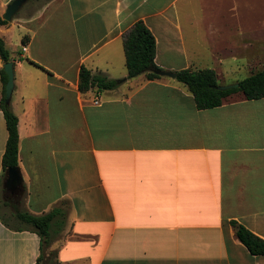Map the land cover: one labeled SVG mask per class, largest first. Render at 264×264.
Returning <instances> with one entry per match:
<instances>
[{
  "label": "crops",
  "instance_id": "1",
  "mask_svg": "<svg viewBox=\"0 0 264 264\" xmlns=\"http://www.w3.org/2000/svg\"><path fill=\"white\" fill-rule=\"evenodd\" d=\"M12 1L0 0L1 18ZM35 1L0 37L14 62L25 211H65L51 229L57 264H264L231 224L264 239V98L236 93L200 110L177 79H129L124 48L142 21L162 71L212 69L220 85L239 83L264 69V0ZM82 66L120 84L83 94ZM40 256L32 227L0 217V264Z\"/></svg>",
  "mask_w": 264,
  "mask_h": 264
},
{
  "label": "trees",
  "instance_id": "2",
  "mask_svg": "<svg viewBox=\"0 0 264 264\" xmlns=\"http://www.w3.org/2000/svg\"><path fill=\"white\" fill-rule=\"evenodd\" d=\"M9 22L0 17V26L7 25ZM28 36L22 39L23 46L28 44ZM156 39L149 28L139 21L134 24L132 29L125 35L124 48L126 55V66L128 69V78L132 79L145 74L147 79H160L162 76L157 73L162 71L156 62ZM0 57L5 62H12L13 57L7 48L4 40L0 37ZM5 83V93L2 99V110L5 116L8 129V141L6 151L3 157V175L0 178V193L4 196L2 203L5 207L12 206L13 202L19 205L23 203V188L17 194L11 196L4 187V182L8 177V171L11 168L19 167V119L13 112L11 104H6V84L8 75L5 70L2 71ZM177 81L185 85L193 94L197 108L200 110L211 109L221 106L228 97L236 93H242L247 100H256L264 98V69L254 72L251 76L241 80L239 87L229 90H219L218 75L212 69H185L176 73ZM120 84L118 80H110L102 74H94L85 66L81 67L79 78V90L85 94L91 90L103 92L115 89ZM12 215L2 214V221L11 227L12 220L29 225L41 237V256L38 259L39 264L46 256V251L51 248V229L52 225L65 218L63 208H55L44 215H34L22 210L18 205L12 206ZM232 226L236 229L238 239L247 247L252 255H264V239L255 235L244 225L232 221ZM57 257V252L52 250Z\"/></svg>",
  "mask_w": 264,
  "mask_h": 264
},
{
  "label": "water",
  "instance_id": "3",
  "mask_svg": "<svg viewBox=\"0 0 264 264\" xmlns=\"http://www.w3.org/2000/svg\"><path fill=\"white\" fill-rule=\"evenodd\" d=\"M29 0H13L8 6L4 19L8 22H12L13 18L20 12L23 6ZM4 70L8 75V82L6 84V104L11 103V99L13 96V91L15 87L14 81V62H8L4 64ZM161 76L171 77L173 79L177 78L176 73L168 72V71H158ZM235 87H239V83L229 84V85H219L218 89L225 91ZM23 186V176L21 173V169L19 167H14L9 169L8 177L4 182V187L12 192L19 191Z\"/></svg>",
  "mask_w": 264,
  "mask_h": 264
},
{
  "label": "rangeland",
  "instance_id": "4",
  "mask_svg": "<svg viewBox=\"0 0 264 264\" xmlns=\"http://www.w3.org/2000/svg\"><path fill=\"white\" fill-rule=\"evenodd\" d=\"M30 1V0H29ZM27 2V8L26 10L24 11V15H30L32 14V12L37 8L39 7L41 4H42V1H35V0H31L30 2ZM19 32V28L17 27L16 28V31H15V34L17 35ZM16 44H19L17 47H15ZM12 49H22V44L20 43V41H18L16 38L14 39L13 41V45L10 47ZM4 196L2 195V193H0V211L2 214H5V215H8V216H11L12 215V211H13V208L12 206L13 205H18L22 210H26V203H21L20 205L18 203H14L13 202V205L12 206H8V207H5L2 203V200H3ZM21 200H24V195L22 194V197L20 198ZM11 224L13 225H16V226H19V225H26V224H23V223H20L16 220H12ZM52 250H47L46 251V256L45 258L39 263V264H57V260L55 258V254L53 252H51Z\"/></svg>",
  "mask_w": 264,
  "mask_h": 264
},
{
  "label": "flooded vegetation",
  "instance_id": "5",
  "mask_svg": "<svg viewBox=\"0 0 264 264\" xmlns=\"http://www.w3.org/2000/svg\"><path fill=\"white\" fill-rule=\"evenodd\" d=\"M18 193V191L17 192H12V191H9L8 190V194H10L11 196H14L15 194H17Z\"/></svg>",
  "mask_w": 264,
  "mask_h": 264
},
{
  "label": "built area",
  "instance_id": "6",
  "mask_svg": "<svg viewBox=\"0 0 264 264\" xmlns=\"http://www.w3.org/2000/svg\"><path fill=\"white\" fill-rule=\"evenodd\" d=\"M95 103H98V100H96Z\"/></svg>",
  "mask_w": 264,
  "mask_h": 264
}]
</instances>
